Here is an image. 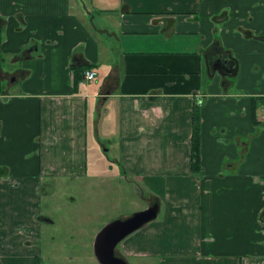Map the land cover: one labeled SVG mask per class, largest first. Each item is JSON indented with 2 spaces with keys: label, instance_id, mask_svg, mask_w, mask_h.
<instances>
[{
  "label": "crops",
  "instance_id": "1",
  "mask_svg": "<svg viewBox=\"0 0 264 264\" xmlns=\"http://www.w3.org/2000/svg\"><path fill=\"white\" fill-rule=\"evenodd\" d=\"M1 27L0 264H40L42 194L100 131L98 175L159 203L127 264H264V0H0Z\"/></svg>",
  "mask_w": 264,
  "mask_h": 264
},
{
  "label": "rangeland",
  "instance_id": "2",
  "mask_svg": "<svg viewBox=\"0 0 264 264\" xmlns=\"http://www.w3.org/2000/svg\"><path fill=\"white\" fill-rule=\"evenodd\" d=\"M2 37L1 27L0 41ZM7 64L8 61L5 66L9 72L17 66L15 64L8 69ZM94 133H97L95 129ZM106 140L104 133L100 131L96 144L91 143L94 150L89 151V171L86 177L77 181L62 179L56 187L45 188L41 200V214L51 221L41 222L40 264H102L94 251L97 233L106 223L131 215L146 205L143 198L137 194L138 189H134L132 183L120 176L121 171L119 165L116 167V163L115 168L109 171L115 178L107 180L104 175H98L92 160L98 152L96 148L105 152V148L111 147L110 142ZM72 256L74 258H71ZM136 260L139 262L133 261L132 264H144L145 261ZM147 264L157 262L150 260Z\"/></svg>",
  "mask_w": 264,
  "mask_h": 264
},
{
  "label": "water",
  "instance_id": "3",
  "mask_svg": "<svg viewBox=\"0 0 264 264\" xmlns=\"http://www.w3.org/2000/svg\"><path fill=\"white\" fill-rule=\"evenodd\" d=\"M212 64L225 73L223 70H230L229 66L233 64V59L218 57ZM158 210L159 203L155 201L131 215L106 223L97 233L94 241V251L99 261L102 264H127L125 257L116 253V247L129 233L157 217Z\"/></svg>",
  "mask_w": 264,
  "mask_h": 264
},
{
  "label": "trees",
  "instance_id": "4",
  "mask_svg": "<svg viewBox=\"0 0 264 264\" xmlns=\"http://www.w3.org/2000/svg\"><path fill=\"white\" fill-rule=\"evenodd\" d=\"M83 71V70H82ZM78 72V70H77ZM84 73V71H83ZM77 74L75 73V76ZM76 81L79 82L82 80V75H77ZM200 132L199 127L194 125V133H193V139H192V166L195 172L200 173L201 171V153H200Z\"/></svg>",
  "mask_w": 264,
  "mask_h": 264
},
{
  "label": "built area",
  "instance_id": "5",
  "mask_svg": "<svg viewBox=\"0 0 264 264\" xmlns=\"http://www.w3.org/2000/svg\"><path fill=\"white\" fill-rule=\"evenodd\" d=\"M97 70L95 68L89 67L85 69L83 79L85 81H92L96 78Z\"/></svg>",
  "mask_w": 264,
  "mask_h": 264
},
{
  "label": "flooded vegetation",
  "instance_id": "6",
  "mask_svg": "<svg viewBox=\"0 0 264 264\" xmlns=\"http://www.w3.org/2000/svg\"><path fill=\"white\" fill-rule=\"evenodd\" d=\"M116 251H117V247H116Z\"/></svg>",
  "mask_w": 264,
  "mask_h": 264
}]
</instances>
